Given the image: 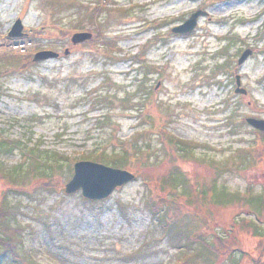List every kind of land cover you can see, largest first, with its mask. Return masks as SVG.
Masks as SVG:
<instances>
[{
	"label": "rangeland",
	"instance_id": "rangeland-1",
	"mask_svg": "<svg viewBox=\"0 0 264 264\" xmlns=\"http://www.w3.org/2000/svg\"><path fill=\"white\" fill-rule=\"evenodd\" d=\"M43 1L0 0V138L15 147L0 155V196L6 189L3 203L14 204L9 215L18 225L9 223L21 239L6 264H171L178 248L161 233L155 217L161 212L173 232L192 235L196 246L213 228L227 229L232 207L209 206L190 198L189 190L201 191L213 180L229 191L264 188V162L238 167L233 157L258 142L261 131L245 118H264V51L257 50L264 45V0H216L209 6L208 0H84L81 9ZM100 1L109 12L100 20L87 17ZM197 9L208 15L198 17L191 32H171ZM17 18L23 34L8 37ZM95 23L103 25L102 35L93 30ZM76 26L91 32L96 39L87 41L95 43L73 45ZM36 28L44 36L29 33ZM245 49L251 54L239 66ZM39 50L58 57H2ZM236 74L245 94L233 92ZM156 125L190 142L191 150L165 143ZM142 130L148 136L138 140L149 141L148 159L133 156L122 163L136 180L93 202L79 191L64 193L75 161L87 160L98 145L120 148ZM41 152H55L66 162L43 178L48 185L27 190L41 176L29 171L42 161ZM14 166L20 170L13 180L1 177ZM168 173L181 177L176 188L148 180ZM240 212L254 213L249 207ZM241 225L233 236L247 251L246 260L257 257L264 264V245ZM202 254L199 264H208Z\"/></svg>",
	"mask_w": 264,
	"mask_h": 264
},
{
	"label": "trees",
	"instance_id": "trees-1",
	"mask_svg": "<svg viewBox=\"0 0 264 264\" xmlns=\"http://www.w3.org/2000/svg\"><path fill=\"white\" fill-rule=\"evenodd\" d=\"M215 1L216 0H208L205 6L211 5ZM43 2L47 5H51L54 7H64V9L66 7H74L77 9H81V4H87L84 3V0L80 2L77 0H44ZM88 12H90V14H86L87 17H89L90 15H95V19L96 15H100L98 17L100 20L102 13L105 14L109 12V10L106 8V4L100 1L99 4L95 3V5H92V7H89ZM55 26H57V24ZM56 29L59 31L65 30L62 25L57 26ZM74 29L77 31H81L84 29V27L76 26L74 27ZM102 29L103 25H101L100 23H95L93 30L98 36L102 35ZM29 33L44 36L43 30L41 28L30 30ZM91 39L95 40L96 38L93 35ZM94 40L90 43H95ZM88 41L80 43L79 45L82 46L86 43L90 44ZM257 50L258 52L262 53L264 51V45L258 46ZM141 52L142 49L138 50L135 56H138L140 54L142 55ZM224 53L226 54L225 49H222V54L224 55ZM31 56L32 52L18 54L17 51H11L9 53L4 54L2 57L3 59H30ZM12 65L14 66V64ZM12 65H8L10 67H8L9 69L7 70H13L15 67H13ZM103 100H105V98ZM156 126L159 130L161 137L165 138V143L168 142V144L170 145L171 142V144L181 152L184 149L191 150L190 142L178 138H173L170 136L169 132H166L168 131L166 128L161 125ZM259 133L260 135L258 136V142L256 143V145L252 147H242L239 149V151H235L233 153L234 159L238 160V167H252L257 166L261 162H264V132ZM132 136V139H129V141L121 143L120 148H116V145L112 144L109 145L110 149L108 150L110 151H106L105 145H98L95 149H92L86 157L83 158L99 163H104L107 165L109 163L110 166L118 168H124L122 163L125 162L124 160L127 157L133 158V156H135L138 158L143 157L148 159V152L150 146L149 141L144 140V143L141 144L140 140H138V136L146 138L148 136V132L142 130L139 133H134ZM166 138H169V141ZM262 145L263 147H261ZM13 147L14 146L11 144L10 141L3 140V138H0V155H3L7 152L8 149H12ZM259 151H262L263 153L261 154ZM112 152L117 154L116 156H113L114 158L111 157ZM37 156H39L42 161H40L39 163H35L34 165L30 164L29 171L31 172L32 176L34 174H40L41 176L37 182H32L31 185H25L27 187V190H30L31 186L33 185H37L41 188L48 185L49 182H47V180L43 178H47L48 174L55 170L59 163L66 162L61 155L58 156L55 152H41L38 153ZM78 158L82 159L80 157ZM227 168L230 169V167ZM69 169L72 170V167L70 166ZM19 170L20 169L17 166H14L13 170L9 173V175L3 172L1 173V177H6L7 175L10 179L13 180V175L15 173H17L16 175H18ZM177 176V174L168 173L165 178L153 176L151 177V179L149 178L148 180L155 181V183L161 186L169 185L171 187L176 188L178 186L179 179L181 178L180 177L178 179ZM136 179L137 174L135 173L134 180ZM5 190L3 191L4 194L2 193L0 196V264L7 263V260H5V256L11 255L12 257L17 247V240H21L19 239L20 234L16 231L17 226L11 225L12 222V224L18 225L16 224L17 220L12 215H9L12 214V207L14 206V204L8 206L6 201L5 203H3V196H5ZM189 193L190 198L199 201L204 200L209 206L215 207L217 209L223 208V206L232 207V209L234 210L232 215L234 216L230 220L227 229H225L224 231L222 230V232H219L217 228H213L210 231L211 233L209 235L203 234L204 236L201 235V237L197 239L199 242L197 244L200 246H196L193 245L194 240L196 239H194L192 235L185 233L183 234L181 232L179 233L175 231L173 232L172 230L175 228L174 225H172L173 223L166 220L164 217L165 215L162 212L161 214H156L155 217L157 218L160 224L162 231L161 233L164 235L166 234V237L169 239V241L174 242L176 248H178V254L173 259L171 264H199L200 256L201 259L204 258V255L202 254V252L204 251L206 254H208V264H216L219 260H222L228 264H261V261L257 257L250 256L246 260L247 251L244 250L242 246H240L238 239L236 240L233 235H235L236 228L239 227L240 224H242L241 226H245L247 230L250 229L249 233L251 236L258 238L261 244L264 245V188L260 192L254 191L252 186H248L247 189L243 191H229L224 184H220L217 182V180H213L209 186H206L201 191L189 190ZM82 199L86 202L89 201L83 197ZM247 207L252 209V212L254 213L248 215L240 212ZM154 211L155 210H153V212ZM10 221L11 223H9ZM140 248H143V245H141L139 249ZM210 255L212 257H210ZM15 262L17 261H12V263Z\"/></svg>",
	"mask_w": 264,
	"mask_h": 264
},
{
	"label": "water",
	"instance_id": "water-1",
	"mask_svg": "<svg viewBox=\"0 0 264 264\" xmlns=\"http://www.w3.org/2000/svg\"><path fill=\"white\" fill-rule=\"evenodd\" d=\"M208 15V11L197 9L193 11L184 21L171 27L172 33L187 34L197 24L198 17ZM22 23L17 18L10 27L7 36L19 37L22 33ZM92 33L88 31L74 32L70 42L75 45L91 39ZM65 48L64 55L68 54ZM251 54L250 49H245L237 58V64L241 65ZM58 53L52 50H39L32 56L33 61L57 58ZM240 75H235L234 92L245 94L246 90L240 86ZM159 83H157L158 85ZM245 122L258 131L264 132V118L246 117ZM135 175L131 171L122 168L111 167L102 163L89 160H80L73 164V173L70 179L64 184V193L72 194L79 190L81 196L88 200H102L107 198L117 187L133 181Z\"/></svg>",
	"mask_w": 264,
	"mask_h": 264
},
{
	"label": "flooded vegetation",
	"instance_id": "flooded-vegetation-1",
	"mask_svg": "<svg viewBox=\"0 0 264 264\" xmlns=\"http://www.w3.org/2000/svg\"><path fill=\"white\" fill-rule=\"evenodd\" d=\"M181 23V22H180Z\"/></svg>",
	"mask_w": 264,
	"mask_h": 264
}]
</instances>
